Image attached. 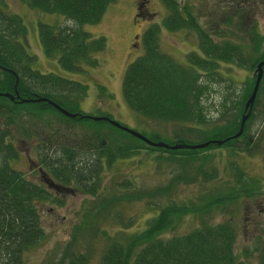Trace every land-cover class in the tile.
Returning <instances> with one entry per match:
<instances>
[{
	"label": "trees",
	"instance_id": "16d2710c",
	"mask_svg": "<svg viewBox=\"0 0 264 264\" xmlns=\"http://www.w3.org/2000/svg\"><path fill=\"white\" fill-rule=\"evenodd\" d=\"M23 1L33 9L60 14L74 23L38 24L40 44L47 57H56L58 64L70 72H82L99 65L98 56L106 49V38L84 31L82 25L99 23L108 5L115 0ZM161 2L167 13L161 25L153 23L143 32V53L127 65L121 84L122 95L129 108L146 120L174 123L177 127L175 138L167 140L142 133L151 141L169 145L209 141L202 148L169 149L149 145L106 119L96 120L92 118L95 115L82 112L79 105L87 86L53 72L34 69L36 55L29 54L18 40L25 37L27 28L21 16L7 10L4 0H0V93L14 95L16 81L18 93L14 99L0 94V264H26L25 252L45 235L39 202L53 201L52 191L38 183L39 171L35 178L38 181L34 182L11 166L10 161L19 158L16 137L24 141L35 139L37 163L51 181L75 186L96 199L86 205L87 214L84 213L80 224L73 227L68 242L43 264H87L99 243L100 264H249L250 253H244L242 258L235 252L238 232L233 220L212 223L203 217L214 212L232 215L242 199L252 197L261 187L259 180L246 173L236 156L255 155L264 137L262 134L252 141L249 131L259 106L264 115V65L252 111L242 133L234 135L254 86L257 65L264 61V33L256 21L244 30L242 20L246 14L239 9L233 13L235 17L229 16L225 29L212 30L201 25L186 1ZM161 27L167 31H195L198 51L189 52L185 63H179L160 50ZM229 64L249 71L250 75L243 80L238 95L231 82L226 85L225 93L216 104H211L213 110H210L209 97L216 90L215 86L225 81L222 65ZM54 104L74 116L63 114ZM100 115L113 119L108 113L96 116ZM184 133H196L198 140ZM224 149L229 152L226 179L219 177L218 161L203 154ZM142 152L152 155L157 162L177 163V172L165 186L153 190L135 186L126 199L153 197L158 192L169 196L176 184H190L199 179L201 182L221 181L202 191L196 200L173 201L161 207L143 230H105L101 222L107 223L103 217L107 216L109 206L98 200L101 175L118 160L130 159ZM194 160L198 163H193ZM262 164L264 166V151ZM130 186V181L119 185L125 192ZM116 199L114 196L107 203ZM188 214L201 218L200 225L182 234L165 233L180 217ZM254 250H260L259 246ZM258 264H264V253L259 255Z\"/></svg>",
	"mask_w": 264,
	"mask_h": 264
},
{
	"label": "rangeland",
	"instance_id": "374dc122",
	"mask_svg": "<svg viewBox=\"0 0 264 264\" xmlns=\"http://www.w3.org/2000/svg\"><path fill=\"white\" fill-rule=\"evenodd\" d=\"M137 1L140 8H137ZM179 1L180 3L186 1L192 6L193 12L198 15V21L203 27L212 30L225 29L224 26L229 16L235 17L233 13L235 14L238 11L236 9H239L240 12L246 14L242 20L244 30L251 25L252 21H256L259 30L264 33V0ZM4 2L7 10L21 16L27 28L25 37H19L18 40L29 54L36 55L37 59L32 67L41 72L56 73L87 86L86 95L81 99L79 105L82 112L95 116L108 113L117 122L144 133L146 136H157L160 140L175 138L174 129L177 127L174 126V123L146 120L141 114L129 108L121 91L127 65L143 53V32L153 23L161 25V21L167 13L161 0H115L108 5L99 23L82 25L84 31L95 36L103 35L106 38V49L98 56L99 65L92 68L87 67L82 72H70L63 69L58 64L56 57H47L43 53L39 40L38 24L40 22L52 25H74L72 21H66L62 15L57 13L33 9L23 0H4ZM158 42L160 50L179 63H185V55L189 52L198 51L197 35L195 31L189 29L167 31L161 27ZM222 67L221 71L225 81L215 86L216 90L209 97L210 104L208 102L207 104L210 110H213L211 104L213 102L216 104L222 93H225L226 85L231 82L235 94L238 95L243 80L247 75H250L249 71L231 64L222 65ZM102 86L105 88L103 91L100 90ZM213 117L216 118L217 115L214 113ZM249 131L253 136L252 141H256L259 136L264 134V115L261 113L260 106L256 110ZM184 134L193 140H198L196 133ZM15 142L19 158L10 161V164L35 182V178L38 177L37 166H39L35 151V139L24 141L22 138L16 137ZM255 151L253 156H236V159L249 176L259 180L261 187L256 189L252 197L242 199L241 203L234 207L235 212L232 215L214 212L210 216L203 217V220L212 223L223 219L233 220L238 232L235 252L242 258L244 253H250L249 264H258L259 255L264 253V166L262 164L264 137ZM220 153L221 155H219ZM203 154L218 161L216 164L219 169V177L228 178L229 170L225 164L229 152L226 149L209 150ZM192 162L198 163L197 160ZM176 167L177 163L175 162L164 160L157 162L152 155L142 152L130 159L118 160L111 167L106 168L101 175L98 193V200H102L104 204L106 203L105 205L109 206L107 216L103 217L107 219V223L101 222L103 228L109 231L112 228L114 230L124 228L131 232L143 230L149 220L158 215L161 207L173 201L189 203L196 200L202 191L216 186L221 181L217 179V182H201L199 179L190 184H176L170 190L169 196L161 195L163 192H158L153 197L126 199L129 193H133L135 186L148 190L165 186L177 172ZM122 181H130L132 186L129 191L125 192L123 188L119 187ZM68 186H71L73 190L66 192L57 190L59 193L52 191L54 202L51 200L39 202L38 209L45 235L35 247L25 252L26 264H43L48 256L58 252L68 242L73 227L80 224L84 213L87 214L86 205L95 202V197L83 194L75 186ZM114 196L117 199L107 203ZM200 222L201 218L194 214L183 215L179 218V222L172 224L165 233L168 235L182 234L200 225ZM256 246H259L260 250H254ZM99 253L100 243L93 248V254L87 264H100Z\"/></svg>",
	"mask_w": 264,
	"mask_h": 264
},
{
	"label": "water",
	"instance_id": "95a60500",
	"mask_svg": "<svg viewBox=\"0 0 264 264\" xmlns=\"http://www.w3.org/2000/svg\"><path fill=\"white\" fill-rule=\"evenodd\" d=\"M263 65H264V61L259 62L258 65H257L256 72H255L256 73V78H255V81H254V86H253V89H252V92H251L250 96L248 97L247 101L244 104V113L241 115L239 130L234 135V137H237V136H239L242 133L244 123H245L246 119L248 118V116L250 115V113L252 111L254 100H255V97H256V94H257V91H258V88H259V84H260V81H261V78H262V74H263V68H262ZM16 84H17V81H16V83L14 85V87H15V94L14 95L17 97L18 93H17V90H16ZM0 94L3 95V96L9 97L10 99H14V95H12L10 93H0ZM23 101H29V100L28 99H23ZM54 105L63 114H65V115H67L69 117H73L74 116V114L62 109L58 105H56V104H54ZM92 118L96 119V120L106 119L112 125H114L116 127H119L120 129H123L124 131L128 132L129 134H131V135H133L135 137H138L139 139H142L143 141H145L149 145H153V146H157V147L161 146V147L169 148V149H175V148L194 149V148H202V147L208 145V143H209V141H206V142L197 143V144L177 143V144L169 145V144H167L165 142H162V141L154 142V141H151L150 139H148L147 137H145L142 133H140V132H138V131H136L134 129H131V128L125 126V125H122L121 123L117 122L114 119H108V117H105V116H102V117L101 116H92ZM216 142L218 144L222 143L221 141H216ZM50 181L51 180L48 179V178L45 179V182L49 183V186L55 187L53 182H50Z\"/></svg>",
	"mask_w": 264,
	"mask_h": 264
},
{
	"label": "flooded vegetation",
	"instance_id": "af4514ba",
	"mask_svg": "<svg viewBox=\"0 0 264 264\" xmlns=\"http://www.w3.org/2000/svg\"><path fill=\"white\" fill-rule=\"evenodd\" d=\"M137 3H138V1H137ZM138 4H139V3H138ZM137 8H140V7L138 6ZM35 165H36V164H35ZM37 167H38V171H39V173H40L38 179L40 180V182H41L42 184H44L45 187L48 188V190H50V191H55V192H57V193H59L57 190L64 191V192H66V191H72V190H73V189L71 188V186L62 185V184H60V183H58V182H55V181H52L55 187L49 186V183L46 184V182H45V179H46V178L49 179L48 175H47L44 171L41 170V167H39V166H37ZM50 182H51V181H50ZM74 191H75V190H74ZM74 191H73V192H74ZM73 192H72V193H73Z\"/></svg>",
	"mask_w": 264,
	"mask_h": 264
}]
</instances>
